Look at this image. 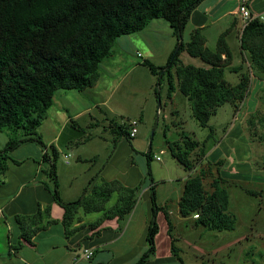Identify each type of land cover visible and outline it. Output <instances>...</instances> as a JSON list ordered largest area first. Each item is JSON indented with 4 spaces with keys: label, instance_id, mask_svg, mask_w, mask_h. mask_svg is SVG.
<instances>
[{
    "label": "trees",
    "instance_id": "obj_1",
    "mask_svg": "<svg viewBox=\"0 0 264 264\" xmlns=\"http://www.w3.org/2000/svg\"><path fill=\"white\" fill-rule=\"evenodd\" d=\"M202 1L0 0V131H6L9 136L0 149V183L9 168L10 152L24 143L35 142L44 150L42 161L49 164L46 173L53 185L45 183V186L65 210L61 222L67 235L77 230L70 227L82 209L84 212L102 211L100 221L115 217L122 219L130 214L139 199L141 185L126 186L118 179H102L94 183L93 178L80 197L64 201L57 172L59 151L54 145L45 143L38 134V128L46 119L58 90L82 91L93 86L100 78L101 63L113 54L115 42L120 36L141 31L152 19L162 18L173 28L177 46L165 65L157 66L149 59H143L141 64L157 75V86L166 77L169 99L176 90V75L180 91L190 102L193 117L201 126L210 127V137L213 128L209 126V121L218 107L228 102L236 105L243 101L250 91L252 75L264 73V54L256 45V40L264 36V21L251 20L242 30L241 48L243 52L248 51L251 57L249 70L242 72V66H232L233 53L227 41L232 27L219 35L216 50L206 45L207 38L200 29L192 32L190 41L183 42L186 24ZM183 50L201 58L208 67L183 64L180 59ZM231 66V71H241L240 81L236 84L225 78V69ZM157 86L155 92L160 105ZM109 125L115 133V145L125 134L129 135L126 125L118 124L114 119ZM169 146L172 156L186 170L195 168L191 152L199 147V141L183 133L182 143L175 141ZM151 161L150 148L147 153L151 201L146 232L148 248L134 264H147L155 255L160 211L165 213L168 221L172 252L185 264L176 245L169 212L157 201V182L153 177ZM14 162L21 163L18 160ZM204 179L202 173L190 175L187 179L179 201L180 213L183 216L197 213L195 224L209 229H235L236 217L229 212L230 196L226 187L222 186L221 178L212 180L211 189L205 187ZM114 191L118 195L117 201L106 207ZM50 211V205H39L34 214L17 215L21 237L31 242L39 231L56 223Z\"/></svg>",
    "mask_w": 264,
    "mask_h": 264
},
{
    "label": "rangeland",
    "instance_id": "obj_2",
    "mask_svg": "<svg viewBox=\"0 0 264 264\" xmlns=\"http://www.w3.org/2000/svg\"><path fill=\"white\" fill-rule=\"evenodd\" d=\"M238 2L235 3L239 4ZM229 5L232 3L229 2ZM239 31L235 29L229 37L233 53L232 64L242 66L241 71H246L247 62H251V57L248 51L243 55ZM117 42L114 48H118ZM256 45L264 54V36L256 40ZM209 48L215 50L216 46L210 44ZM182 52L185 54V62L192 60L196 66L206 64L201 58L193 59L186 50ZM133 58L134 61L143 60L135 53ZM166 59L165 55L159 54L154 61L165 63ZM241 71L234 72L228 67L225 69V78L236 84L240 81ZM120 77L114 78L107 87L106 95L111 93V96L107 105L103 106L105 112L96 108L92 97L81 98L76 93L79 91L73 89L69 90L73 92V104L65 102L67 107H71L70 110L64 109L62 113H57L55 107L50 106L46 119L38 128L41 137L52 138L55 120L56 124L57 121L65 123V130L59 140L63 151L57 160L62 173L63 189L67 186L64 180L66 179V183L70 181V165L77 162L76 155L94 158V161L90 159L85 164L76 166L79 177L84 167H91L92 170H98L99 182L102 178L118 179L123 183L141 185L139 197L142 203L137 212L138 216V213L147 210L150 197L149 189L145 190L150 183L147 174V153L150 148L151 169L154 179L159 182L160 201L168 195L176 194L179 188L181 189L179 180L188 177L191 172L204 174L205 187L210 189L211 177L208 176L211 175L212 168L213 175L223 179V185L229 192V212L236 217L235 229L215 230L196 225L195 221L192 222L193 216L187 219L186 223H181L175 218V234L179 237L176 245L179 247L180 256L185 261H193L192 263L196 264H264V73L252 75L250 91L239 105L225 103L211 116L209 126H212L213 133L210 137V127L201 126L193 117L190 102L180 91L176 96L179 112H172L171 101L167 96L166 77L161 81L162 84L157 86V75H153L150 69L142 64H135L126 72L120 86H116ZM156 86L160 94V105L155 92ZM236 106L240 107L237 108V115ZM90 107L91 109H88ZM81 109L84 111L74 115V111ZM140 111H143V117ZM66 117L70 119L66 121ZM128 118L138 119V133L133 138L125 134L115 145V133L110 131L108 124L111 119L120 124L123 119ZM122 128L127 132L125 127ZM0 132L8 135L6 131ZM183 133L200 141L203 147L191 152L195 167L191 172L186 170L170 151L169 143H182ZM69 139H74L77 143H69ZM215 147H218V151L210 156ZM205 153L208 156L206 161ZM155 156H160L162 160H157ZM161 179L165 182H160ZM117 198L118 195L114 191L105 206L113 205ZM171 207L176 209L175 202H171ZM91 215L101 217L102 211L80 210L70 229L81 228L83 225L76 224L82 223L84 217ZM127 217L129 218V214ZM87 223L93 225L95 221Z\"/></svg>",
    "mask_w": 264,
    "mask_h": 264
},
{
    "label": "crops",
    "instance_id": "obj_3",
    "mask_svg": "<svg viewBox=\"0 0 264 264\" xmlns=\"http://www.w3.org/2000/svg\"><path fill=\"white\" fill-rule=\"evenodd\" d=\"M236 1L240 2L241 0L202 1L192 12L186 24L183 42L186 43L190 41L192 32L195 29H200L206 36V45L208 47H210V44L216 46L219 35L229 27H232V31L227 36L228 43L229 37L235 29H239V35H241L243 27L237 14V7L239 4H236ZM229 2L232 3L231 6ZM248 3L253 13L264 14V0H248ZM164 21L166 20L162 18L152 19L141 31L120 36L117 39L118 48H114L113 54L100 65L99 80L93 86L87 87L76 93H78L81 98L88 99L89 96L92 97L95 101L96 108L105 112L103 106L107 105L111 96V93L110 95H106L109 84H111L114 78L121 76L120 79L116 81V86H120L122 80L126 76V72L131 70L135 64H141V60H133L134 53L141 56L143 59H149L157 66L165 65L168 57L175 50L178 41L170 23ZM245 53L246 51L243 52V55H245ZM159 54L167 57L165 63H157L154 61ZM184 55V52H181L180 58L183 64H195L192 60L188 61V63L185 62ZM191 57L193 59L199 58ZM249 65L250 62L248 61L247 70L242 72H247L250 68ZM202 66L208 67L207 63ZM232 66L229 68L231 69ZM177 80L178 79H175L176 90L173 92L170 101L173 109L172 112L178 114L179 108L176 104V96L180 89ZM70 91L58 90L55 93L51 107H55L57 113H62L64 109L67 111L70 110L71 107H67L65 104V102L70 103V105L73 104V92ZM236 105H239V102ZM238 107L239 106H236L235 115H237L239 111H237ZM88 109H91V107ZM82 111H84V109L74 111V115H78ZM242 111L243 109L240 113ZM142 112L143 111H140L141 114ZM247 113H249V111ZM66 118V121L70 119V117ZM54 126V136L52 138H44L43 136V140L48 146L54 145L60 155L63 150L61 149L59 140L65 130V123L57 121L56 124L55 120ZM109 129L112 132L110 127ZM7 136L0 132V149L8 141L9 136ZM68 142L74 143L76 141L74 139H69ZM70 146H72V144H70ZM70 148L73 149V147ZM132 148L135 150L134 146ZM199 148H201L200 141L197 149ZM47 150L49 151V149ZM217 151L218 147H215L211 150L210 156L215 155ZM43 153L44 150L35 142L24 143L10 152L11 159L8 160L9 168L2 178L3 182L0 183V264H95L97 262H104L107 264H134L148 248L146 232L151 206L150 197L147 210L143 213H138V216L137 212L142 203L140 197L133 211L129 214V218H126V216L122 219L115 217L100 221V215L87 216L84 217L83 224H76L77 226L83 225L81 228L77 229L73 234L67 235L65 227L61 222L65 210L53 199L51 192L45 186V183H48L52 187L53 183L46 173L49 164L42 161ZM207 157L205 153V161ZM76 159L77 162H72L70 165V181L66 183V179L64 180V183L68 186H66V189H63L62 173L58 167L57 161L60 193L63 200L66 202L76 200L80 197L84 188L88 186L93 178H95L94 183L99 182L97 180L100 176L98 170H92L91 167L88 169L84 167L82 169L83 178H80L82 175L79 177L80 173L76 171V166L78 164H85L86 161L90 159L94 161V158H88L84 155L77 154ZM14 160H18L21 163H16ZM191 174L194 175L192 172L190 175ZM210 174L211 175L208 177H211V182L214 178H220L213 175L212 168ZM190 175L179 180L181 189L179 188L176 194L168 195L164 197L162 201H160V193L158 190L159 182L155 180L157 182L156 193L158 204L167 208L174 226L173 234L175 237V230L177 229L175 218L181 221V223H186L187 219L191 216H193L192 222L196 220L195 214L183 216L179 210V201L183 194L185 183ZM221 180L222 186H224L223 179L221 178ZM160 182L164 183L165 180L161 179ZM123 184L130 187L136 186L129 183ZM148 187L149 184L145 187V190L149 189ZM171 202H175L177 206L175 210L172 209ZM39 205H42V207L50 205L51 218L57 220V222L46 226L45 229L39 231L32 237L31 242H28L21 237V230L16 221V216L34 214L37 212ZM157 220L159 231L155 237L156 251L155 255L147 264H182L172 252V238L168 233L169 225L163 211L158 213ZM87 221H95V223L93 225L89 223L86 224ZM191 226L195 228L194 224ZM176 238L179 239V237ZM83 248H91L94 251L93 257L90 259L83 258L81 256ZM202 254L205 255V253ZM182 259L185 264H196L192 263L193 261H185L183 257Z\"/></svg>",
    "mask_w": 264,
    "mask_h": 264
},
{
    "label": "built area",
    "instance_id": "obj_4",
    "mask_svg": "<svg viewBox=\"0 0 264 264\" xmlns=\"http://www.w3.org/2000/svg\"><path fill=\"white\" fill-rule=\"evenodd\" d=\"M237 14L242 22V27L244 28L251 20L259 19L264 21V14H255L251 11L249 7L248 0H241L238 7H237ZM161 109H158L160 112ZM138 119L137 118H128L123 119L121 124H124L128 127L129 136L135 137L138 133ZM164 151H162L163 153ZM157 160H162L160 156H155ZM195 217H198V214H195ZM94 251L91 248H83L81 251V256L86 259H90L93 257Z\"/></svg>",
    "mask_w": 264,
    "mask_h": 264
}]
</instances>
